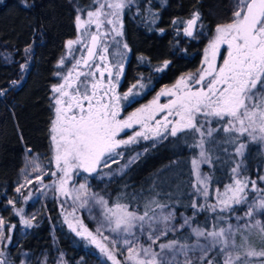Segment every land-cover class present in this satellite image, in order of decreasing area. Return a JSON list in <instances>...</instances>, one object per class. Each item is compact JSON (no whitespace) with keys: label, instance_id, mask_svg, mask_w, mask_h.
Here are the masks:
<instances>
[{"label":"snow or ice","instance_id":"obj_1","mask_svg":"<svg viewBox=\"0 0 264 264\" xmlns=\"http://www.w3.org/2000/svg\"><path fill=\"white\" fill-rule=\"evenodd\" d=\"M134 2L90 0L87 19L83 18L85 8L76 6L74 21L78 35L65 44L74 63L68 67L66 57L58 61L56 67L62 71L54 75L60 82L51 88L50 167L45 169L41 163L29 161L32 172L37 175L34 180L25 176L24 184L19 185L16 192L22 194V189L35 181L39 185L36 190L45 195V190L52 191L62 209L71 201L72 211L64 215L65 223L77 236L94 244L112 264H193L188 257L189 251H199L200 264H220L217 256L222 257L223 264H264V246L257 250L244 237L238 244L234 239L238 227H223L216 223L225 220L221 213L235 214L242 210L244 216L236 219L246 220L247 228L258 230L264 237V220L257 218V215L264 218V175L251 179L244 163L249 144L264 145V0H228L229 14L208 33L200 66L182 74L171 87H162L147 104L123 116L124 102L131 104L142 95L141 90L148 87L137 81L122 94L118 92L127 52L119 50L120 41L116 37L123 36L121 15ZM201 16L194 6L190 18L181 22L185 36L197 38L196 30L204 27ZM172 23L175 25L178 21ZM110 36L117 45L111 51L107 40ZM75 45L81 47L74 50ZM123 48L130 51L126 43ZM24 51L28 53L30 47ZM76 51L81 53L79 58ZM0 55L8 59V55ZM169 63L164 60L155 71L164 72ZM20 70L24 72L26 64H21ZM12 83L15 85L16 81ZM5 91L0 90V96ZM161 97H166L167 102L161 103ZM221 131L224 136L219 135ZM189 134L193 140L189 147L199 149L198 157L191 161L195 176L191 200L193 218L199 212L208 211L216 213L214 223L212 230L193 228L192 235L196 237L193 244L187 243V238L185 242L169 239L166 243H158L169 232L178 231L172 224L176 218L174 212L164 213L168 205L156 199L158 193L147 196L137 192L120 193L110 200L91 190L88 177L111 179L123 174L149 148H155L168 137L187 141ZM141 141L152 143L145 145L143 152H136L127 164L113 170V164L119 165L117 157L123 158L132 145ZM224 144L234 146L232 153L228 148L223 151L229 154L235 167L230 169L231 183L224 184L223 191L217 189L216 202L212 204L208 203L211 198L209 186L214 177L212 173H202L200 166L207 164L214 168L215 161L222 159L217 152ZM27 151L31 152V149ZM229 160L224 162L229 163ZM105 168L110 171L104 173ZM45 176L55 179L50 184L45 183ZM78 177L83 182H79ZM250 192L258 193L251 201ZM197 196L203 197L204 203H200ZM29 198L24 197L25 202ZM141 202L143 211L140 210ZM7 203L13 206L25 227H32L34 216L25 218L24 209H16L14 199ZM241 205H247V208L238 209ZM97 207L98 216L93 215V209ZM78 208L87 209L90 217L97 219L95 235L76 217ZM185 226H190V219L186 217L179 227ZM14 228L15 225L6 226L5 220L0 218V246L7 247L12 243ZM105 231L111 236L104 235ZM97 236L107 243H102ZM142 237H146L147 244L143 243ZM201 239L205 243H199ZM154 245L159 251L154 250ZM216 249V255L209 258V253ZM117 251L124 256L123 260L117 259ZM178 255L185 259L178 261ZM3 256L4 252L0 251V257ZM0 264H6V261L0 259Z\"/></svg>","mask_w":264,"mask_h":264},{"label":"trees","instance_id":"obj_2","mask_svg":"<svg viewBox=\"0 0 264 264\" xmlns=\"http://www.w3.org/2000/svg\"><path fill=\"white\" fill-rule=\"evenodd\" d=\"M25 4L30 6L25 7ZM74 4L84 8L90 4V0H0V39L9 46L11 44L15 50V61L0 66V90H6L0 96V218L5 220L6 226L15 225L11 233L12 243L7 247L0 246L6 264H21V261L24 264H52L56 253L64 264L101 262L90 244L65 228L57 201L48 191L46 195L41 192L34 202H25L22 200L25 193L16 192L26 160L37 157L45 165L49 160V128L53 116L50 86L57 81L55 64L64 52V41L74 36ZM194 6L200 10L204 25L203 29L196 30V39L184 35L181 23L190 18ZM225 12V0H135L125 9L121 21L123 39L130 51L120 90L142 75L148 78L145 79L152 83L154 90L173 83L186 72L195 71L200 64L201 48L209 38L208 33L222 22ZM173 20L178 23L174 25ZM26 47H30L28 53L24 51ZM164 60L170 61L168 68L156 73L155 68L162 65ZM21 64H26L24 72L20 70ZM12 81H16V84ZM150 144L140 143L131 149L143 152L144 146ZM189 144V139L168 137L155 148H149L147 153L128 166L123 174L114 176L106 186L110 200L120 193L137 192L145 196L158 193L156 199L168 205L164 213L173 209L176 218L172 224L178 231L169 232L158 243H166L169 239L185 242L187 238V243L193 244L196 242V237L192 235L193 227L212 230L216 213L203 211L193 218L191 200L195 190L192 188L189 160L195 150ZM233 147L224 144L217 153L220 157L225 154L229 158L223 148H228L232 153ZM27 149H31V152ZM129 151H126V156L130 155ZM263 161L259 145L249 144L244 163L251 179L262 174ZM215 164L214 168H208L214 177L209 186L211 196L213 190L219 188L223 191V185L231 183L230 169L233 163L218 160ZM168 176L170 182H166L165 187L161 180ZM253 194L255 192H250L249 199ZM196 198L200 202L199 196ZM10 199L15 200L16 209H24L25 218L35 217L32 227H25L21 223V217L7 203ZM208 203L215 202L210 198ZM140 210L143 211L142 202ZM220 215L228 219L234 228L238 227L234 236L238 244L244 237L257 250L264 246V237L258 230L247 228L246 223L234 224L229 213ZM185 217L190 219V226L180 228ZM225 220L216 223L222 226ZM141 239L143 243H148L146 237ZM217 252L218 249L209 253V258ZM199 256V251L188 252L193 264H200ZM184 259L183 255L177 256L178 261ZM217 260L223 264L221 256H217Z\"/></svg>","mask_w":264,"mask_h":264},{"label":"rangeland","instance_id":"obj_3","mask_svg":"<svg viewBox=\"0 0 264 264\" xmlns=\"http://www.w3.org/2000/svg\"><path fill=\"white\" fill-rule=\"evenodd\" d=\"M227 5H228V0H225L226 12H225V15H224V17H223L222 22H224V20L227 18V15L229 14V9H228ZM76 6H77L76 4L73 5V9H74V17H75V15L77 14ZM81 8H82V7H81ZM84 8H85V13H84L83 18H84V19H87V16H86L87 6H85ZM126 8H128V7H126ZM126 8H125V9H126ZM125 9H124V11H123V13H122V15H121V21H122V16H123V14H124V12H125ZM153 19H154V18H153ZM222 22H221V23H222ZM121 23H122V22H121ZM73 24H74V36H73L72 38H69V39H73V40H75V39L77 38L78 33H77V30H76V27H75V21H74V19H73ZM183 27H184V25H183ZM183 27H182V31H183ZM92 30H94V26H92ZM113 35H114V34H113ZM69 39H66V40L64 41V45H63V47H64V52H63V54L60 56V59H61L62 57H66V58H67L66 61H65V62H66V65H67L68 67H71V64L74 63V61H72L71 56H69V54H68V50L65 48L66 41L69 40ZM116 39L120 41L119 50H120L121 52H125V51L127 52V60H128V58H129V55H128L129 51H128V50H125V49L123 48V44H125L124 39H123V36H122V37H116ZM107 40H108V43H109V45H110V51H111V50H115L116 47H117V45L114 44V43L112 42V37H111V36L108 37ZM208 40H209V38H207V41H206L205 45L201 48V55H200V58H199V63H200V64H201V60L203 59L204 48L206 47V45H207V43H208ZM80 47H81V45H75V46H74V50H75V49H78V48H80ZM0 53L8 55V59H7V60L4 58L3 55H0V66H3V65H9V64H11L12 62L15 61V60H14L15 50L13 49V46H12L11 44H10V46H9L5 41H3V40H1V39H0ZM75 55H76L77 58H79V56L81 55V53H80L79 51H76V52H75ZM60 59H58V61H59ZM127 60L124 61V71H125V68H126L125 65H126ZM58 61H57L56 64H55L56 72H58V71H62V69H58V68L56 67ZM96 62L99 63L98 60H97ZM200 64H199V66H200ZM123 73H124V72H123ZM186 73H189V72H186ZM186 73H185V74H186ZM180 76H181V75H180ZM180 76H179V77H180ZM55 78H56V80H57V81L55 82V84L59 83V82H60V78L57 77L56 75H55ZM145 78L148 79V78H147L146 76H144V75L139 76V78H138L135 82L132 83V84H134V83H136L137 81H142L143 83H145L146 85H148V87H147L146 89H142V90H141L142 95L136 97V100L133 101L131 104H129V103H127V102H124V109L122 110L121 115H123V116H127L129 113L135 111L137 108L141 107V106L144 105V104H147L149 101H151V100L153 99V97H155L156 93L159 92L160 89H161L162 87H165V86L171 87V86L175 83V81L178 79V78H176L175 81H174L173 83H171V84H164L163 86L158 87L157 89L152 90V88H153L152 83H149L150 81H146ZM121 79H122V76H121ZM120 82H121V80H120ZM55 84H53V85H55ZM132 84H131V85H132ZM53 85L50 86V91H51V88L53 87ZM131 85L127 86V87L124 88L123 90H120L121 88H118V92H120V93L122 94L123 92L127 91L128 88L131 87ZM51 95H52V93L50 92L49 98L51 97ZM143 96H144V97L146 96V98H144ZM141 97H142V98H141ZM50 102H51V101H50ZM165 102H167V98H166V97H161V103H165ZM52 113H53V111H52ZM52 117H53V116H52ZM221 134H222V135H225L222 131L219 133V135H221ZM49 135H50V134H49ZM189 141H190V143H193V140H192L190 134H189ZM147 142L152 143L151 141H147ZM141 143H142V144H145V141H141ZM258 145H259V144H258ZM134 146H138V145H132V146L129 148V149H130V151H129L130 155H128V156L125 155L123 158L117 157V160H119V165H117V164H113V165H112V169H113V170L119 168V167L122 166V165L127 164L128 160H129L132 156H135V155H136V152H138V150L135 149V148H134V149H131V148L134 147ZM259 147L261 148L262 158L264 159V145H259ZM233 148H234V147H233ZM129 149H128V150H129ZM194 150H195V151H194V154H193L192 157H190V160H189V161H190V166H189V167H190V172H191V173H192V165H191V161H192V159H193L194 157H198V155H199V149L194 148ZM233 150H235V149H233ZM217 154H218V153H217ZM51 155H52V153H51V148H50L49 159H50ZM223 157H224L225 159H224ZM223 157H221V158H222V159L220 160L221 162H222L223 160H224V161L229 160V158H227V157L225 156V154L223 155ZM34 158H35V157H31L29 160H26V162L24 163V166L22 167L23 170H22V172L20 173V179H19L20 182H19L18 186L21 185V184H24V182H25V176H28L30 179H33V180H34V177L37 175V173L32 172V164H30L29 161L39 162V163H41V165H42L45 169H48V168L50 167V165H49V160H48V163L45 165V164H43L40 160H38L37 157H36V158H37L36 160H34ZM236 159L238 160V157H237ZM229 162H230V160H229ZM232 167H235V164H233ZM208 168H210V167H209L207 164H202V165L200 166V170H201L202 173H209ZM262 169H263V171H262V174H261V175H264V161H263ZM52 170H55L54 167L52 168ZM109 171H110V170H109L108 168L103 169V172H104V173H107V172H109ZM86 175H87V174H82V176H86ZM114 176H117V175H114ZM114 176H112L111 179H113ZM54 179H55V178H54V177H51V176H45V177H44V181H45V183H49V184L52 183V181H53ZM111 179H109V177H107V176H103L102 179H101V178L88 177V181H89V183H90V185H91V190H92L93 192L99 193V194L102 195V196H105V198H107V196H108V190H107V187H106V186H107L108 182H109ZM191 179H192V183H195V176L193 175V173H192V175H191ZM77 180H79V182H83V180L80 179L79 177L77 178ZM161 181L163 182L164 186L167 187L166 182H168V183L170 182V177L168 176L167 178H164V179L161 180ZM38 187H39V185H38L35 181H34V183L31 184V185H26V186L24 187V189H22V192L25 193V194L22 195V200H25L24 197H30V198L27 200V202H34V201H37L38 196H39L40 193H41L40 191H37V190H36ZM45 191H48V192L50 193V195H52L53 198H54V193H53L52 191H50V190H45ZM216 192H217L216 190H213V191L211 192V193L213 194V195L211 196V198H212V200H214V202H216V201H215V195H216ZM164 193L167 195L166 192H164ZM256 196H258V193L253 194V196H252L249 200L251 201L252 198H253V197H256ZM199 198H200V202L204 201V200H203V197H199ZM61 199H63V198H61ZM108 199H109V198H108ZM54 200L57 201V204H58L57 208L59 209V211L63 213V214H61V215H62V222L64 223L65 228H67L69 231H71V230L69 229L68 225H67V224L65 223V221H64V215H67V213H69V212L72 211V208L69 206V205H71V201H69V202H68V205H66L65 208L62 209V208H61V205H60V202H59L56 198H54ZM237 208H238V209H246V208H247V205H241V206H238ZM169 211H172V212H173V209L170 208V209H168L166 212H169ZM98 214H99V208H98V207H97V208H94V209H93V215L98 216ZM237 216L243 217V216H244V211H242V210H238L235 214H231V218L233 219V223H234V224H236V223H238V224H240V223H247L246 220H244V219H241V220L238 221V220L236 219ZM76 217H78L79 220L82 221V222L84 223V225H85L86 227H88L90 231L93 232L94 235L96 234L97 219H93V218H91V217H90V214H89V212H88L87 209H79V208H78L77 211H76ZM257 218L264 220V218L260 217L259 215H257ZM69 219L72 220V217H69ZM73 223H75V221H73ZM228 225H230V222H229V220L227 219V220H225V222H224V224H223L222 226H223V227H228ZM75 226H76L77 228H79V225H78V224H76ZM193 228H197V227H193ZM71 232H73V231H71ZM73 233L76 235L75 232H73ZM104 235H106V236H111V233L105 231V232H104ZM76 236H77V235H76ZM77 237L81 238L83 241L87 242V244H90V245L94 248V250L96 251V253H98L99 258L101 259L100 264H112V262L109 261V260L107 259L106 256H104V255L101 254V252L99 251V249H98L94 244H92V243H91L90 241H88V240L83 239V238L80 237V236H77ZM97 239L100 240L102 243H107V242L103 241L102 238H101L100 236H97ZM199 243L203 244V243H205V241H204L203 239H201V240L199 241ZM154 250H155V251H159L158 246H156V248H155ZM0 251H3V250L0 249ZM55 255H56V259L54 260V262H53L52 264H64V262L60 259V255H59L58 253H56ZM0 259H3V260H4V257H0ZM117 259H118V260H123V259H124V256H123V255H120L118 251H117ZM220 264H222V263H220Z\"/></svg>","mask_w":264,"mask_h":264},{"label":"flooded vegetation","instance_id":"obj_4","mask_svg":"<svg viewBox=\"0 0 264 264\" xmlns=\"http://www.w3.org/2000/svg\"><path fill=\"white\" fill-rule=\"evenodd\" d=\"M161 66V65H160ZM156 73H158V72H156ZM123 76V75H122ZM122 79H123V77H122ZM122 79H121V82H120V86L118 87V88H120L121 87V83H122ZM161 87V86H160ZM142 98V97H141Z\"/></svg>","mask_w":264,"mask_h":264}]
</instances>
